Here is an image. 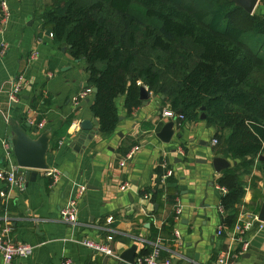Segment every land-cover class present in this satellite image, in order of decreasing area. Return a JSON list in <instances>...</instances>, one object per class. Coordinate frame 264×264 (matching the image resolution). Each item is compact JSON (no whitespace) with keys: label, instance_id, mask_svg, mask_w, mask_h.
<instances>
[{"label":"crops","instance_id":"crops-1","mask_svg":"<svg viewBox=\"0 0 264 264\" xmlns=\"http://www.w3.org/2000/svg\"><path fill=\"white\" fill-rule=\"evenodd\" d=\"M6 2L11 15L6 31L0 34V43L7 44L6 52L0 55V169L17 166L7 140L11 135L8 118L19 122L33 138L50 130L51 140L46 157L49 170H35L33 180L27 181L26 169L21 168L22 186L0 181V230L8 226L12 240L34 247L29 257H16L8 263L0 255V264H64L67 260L69 264H123L119 255L132 244L137 245V256L158 240L172 264H217L215 256L220 251L230 252L234 264H264V231L258 235L256 221L244 235L237 232V227L257 216L264 202V156L257 155L240 171L245 192L239 214L231 225L222 224L221 191L214 181L219 173L211 163L216 129L203 120L180 125L164 117L167 105L161 96L152 94L128 113L122 95L115 99L121 119L113 133L102 135L90 110L94 94L72 101L88 87L84 59H74L68 47L54 44L45 34L48 28L41 24L44 8L54 0ZM254 12L264 14V4L256 6ZM20 73L34 80L33 88L22 91L12 102L9 93ZM35 93L52 98L41 116V127L36 126L38 115L30 108ZM69 115L72 122L67 135L57 136L55 131ZM170 120L174 134L165 143L156 134ZM83 121L93 125L82 129ZM35 128L37 134L33 133ZM135 146L138 150L131 160L120 166ZM178 146L183 155L177 152ZM228 160L230 166L239 162ZM164 163L173 170L168 184L159 176V170L162 175L165 172ZM81 187L85 190L76 210L77 223L66 225L59 210ZM153 188L160 193H151ZM168 195H173V201H168ZM176 208L180 209L179 222L173 219ZM219 227L220 235L216 233ZM176 228L179 239L174 236ZM109 234L113 255L95 254L78 243L82 237L101 241ZM240 238L247 240L246 250Z\"/></svg>","mask_w":264,"mask_h":264},{"label":"trees","instance_id":"trees-1","mask_svg":"<svg viewBox=\"0 0 264 264\" xmlns=\"http://www.w3.org/2000/svg\"><path fill=\"white\" fill-rule=\"evenodd\" d=\"M41 20L54 44L84 59L102 135L117 126L115 99L124 95L129 113L143 102L141 86L180 111V125L203 120L216 129L214 156L239 161L214 180L226 189L221 223L231 225L245 192L240 171L264 156V14H248L229 0H54ZM51 104L49 95H31L36 126ZM71 122L69 115L57 136L67 135Z\"/></svg>","mask_w":264,"mask_h":264},{"label":"built area","instance_id":"built-area-1","mask_svg":"<svg viewBox=\"0 0 264 264\" xmlns=\"http://www.w3.org/2000/svg\"><path fill=\"white\" fill-rule=\"evenodd\" d=\"M10 11L9 7L7 5L6 0H0V34L4 33L7 28V24L10 19ZM52 36V33L49 35ZM7 44L5 42L0 43V55H3L6 52ZM33 82L34 80L28 79L24 73H20L16 79L13 81L12 88L9 93V100L12 102H16L18 96L20 93L24 90L31 91L33 88ZM91 92V88L87 87L86 89L82 90L81 92L77 93L76 96L72 99L73 102H77L80 99H83L86 97L87 94ZM162 115L164 117H167L169 119H175L179 123L182 120V115H177L174 111L170 110L169 108L162 111ZM178 123V124H179ZM42 124H39V127H41ZM216 139L211 140V144H216ZM6 147L8 145L5 144ZM138 150V147H133L125 156V158L120 162V166H124L125 163L129 160H131L133 154ZM177 152L180 155L184 154V150L181 146L177 147ZM163 167L165 169L164 174L161 177V182L164 183L169 177L173 175V170L170 169L165 163L163 164ZM0 181L4 182L6 185H18L22 186L24 183V173L21 171V168L18 166L12 167L8 170L6 169H0ZM127 184L125 183L122 188H126ZM218 189L221 192H226V189L218 187ZM85 190L84 187H81L77 194L71 198L65 206H63L59 210V217L60 220L65 223L66 225H75L77 223V217H76V210L78 206L79 199L81 198V195L83 191ZM0 195H3L2 192H0ZM219 213H222L221 208H219ZM174 221L179 222L180 220V209L176 208L175 210V216ZM108 221H111L109 218ZM254 221H256L255 225L260 229L263 224L257 220V217L254 216V218L251 221L246 222L243 226L237 227V232L240 235H244L245 232H249L251 229H253ZM254 225V226H255ZM11 228L8 226L3 227L0 230V255L2 259L5 262H10L14 258H27L29 257L33 252V246L29 243H23V242H17L12 240L9 237V232ZM218 235L222 233V227H219L216 232ZM174 236L175 238H180V232L176 228L174 229ZM112 235H107L104 240L98 241L94 239H90L87 237H82L78 239V243L88 249H90L95 254H102V255H113V252L110 248V243L112 241ZM242 249L246 250L248 247V242L244 238H240ZM151 249L148 250L146 253H140L137 256L135 255V259L133 264H172L171 258L169 255H162V249L159 240L156 242H151ZM232 254L228 251H220L215 259V262L217 264H234L233 263ZM69 260L65 261L64 264H69Z\"/></svg>","mask_w":264,"mask_h":264},{"label":"water","instance_id":"water-1","mask_svg":"<svg viewBox=\"0 0 264 264\" xmlns=\"http://www.w3.org/2000/svg\"><path fill=\"white\" fill-rule=\"evenodd\" d=\"M235 5L241 7L246 13L252 14L255 7L259 3V0H229ZM51 31L47 29L45 34L50 35ZM97 89L95 87L91 88V92L95 94ZM150 97L145 86L140 87L139 98L146 102ZM163 98L164 96L161 95ZM177 115L180 114V111L176 112ZM205 115L202 113L200 119H204ZM121 119V117H118ZM7 123L11 130V135L8 137V144L11 148L12 154L15 158V162L18 167L26 169L25 175L26 180H33L36 175L35 170H49L50 166L47 163V152L49 150L51 132L50 130L42 131L37 137L33 138L25 130L23 126L19 124L13 118H8ZM92 122L83 121L81 124L82 129H90ZM27 128H31V124L26 123ZM39 131L37 128L33 130L34 134H37ZM174 134V122L170 120L166 122L156 136L165 143H169ZM207 142H204L205 145ZM212 166L215 172L220 173L224 169L230 167V161L222 156H215L211 160ZM257 220L260 221L263 226L258 230L259 234H262L264 231V202L261 204L258 213ZM262 232V233H261ZM137 251V245L132 244L126 250L121 252L119 258L122 260L123 264H133L135 255Z\"/></svg>","mask_w":264,"mask_h":264},{"label":"rangeland","instance_id":"rangeland-1","mask_svg":"<svg viewBox=\"0 0 264 264\" xmlns=\"http://www.w3.org/2000/svg\"><path fill=\"white\" fill-rule=\"evenodd\" d=\"M8 4V3H7ZM260 3H258L257 7L259 6ZM50 37V36H49ZM52 37V36H51ZM57 45V44H56ZM90 88V87H89ZM91 93V92H90ZM87 96V95H86Z\"/></svg>","mask_w":264,"mask_h":264}]
</instances>
